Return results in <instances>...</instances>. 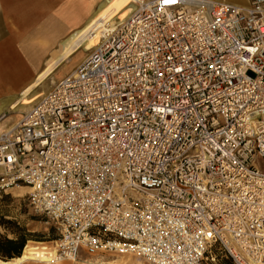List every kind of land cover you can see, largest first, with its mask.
I'll return each mask as SVG.
<instances>
[{"label": "built area", "instance_id": "2783aa9c", "mask_svg": "<svg viewBox=\"0 0 264 264\" xmlns=\"http://www.w3.org/2000/svg\"><path fill=\"white\" fill-rule=\"evenodd\" d=\"M135 11L0 134V192L57 261L264 264V0Z\"/></svg>", "mask_w": 264, "mask_h": 264}, {"label": "crops", "instance_id": "0c3cea01", "mask_svg": "<svg viewBox=\"0 0 264 264\" xmlns=\"http://www.w3.org/2000/svg\"><path fill=\"white\" fill-rule=\"evenodd\" d=\"M46 7L53 8L47 18ZM59 7L60 0H0V133L25 113L11 109L44 69V43H54L67 32L61 23L77 21L71 12L60 19ZM53 20L56 26L47 25Z\"/></svg>", "mask_w": 264, "mask_h": 264}, {"label": "bare ground", "instance_id": "6f19581e", "mask_svg": "<svg viewBox=\"0 0 264 264\" xmlns=\"http://www.w3.org/2000/svg\"><path fill=\"white\" fill-rule=\"evenodd\" d=\"M214 1L245 5L240 4L238 0ZM82 7L83 18H77L75 28L61 35L54 43H44L45 67L19 97L11 109L12 111L20 114L26 113L61 80L75 72L78 65L88 56V53L101 43L103 35L126 21L135 11L133 0H84ZM74 61L77 63L72 66ZM58 75H60L59 78H57ZM12 124H16V120L13 118ZM11 190L20 193L31 192V189L27 187H17ZM56 257L54 250H49L42 244L32 245L28 243L19 257L9 261L0 260V264H26L29 262L65 264V261H57ZM96 264H142V262L135 260V262L129 263L128 261L124 262L123 259H118L110 262L97 261Z\"/></svg>", "mask_w": 264, "mask_h": 264}, {"label": "rangeland", "instance_id": "374dc122", "mask_svg": "<svg viewBox=\"0 0 264 264\" xmlns=\"http://www.w3.org/2000/svg\"><path fill=\"white\" fill-rule=\"evenodd\" d=\"M46 4L47 1L45 0ZM240 4H246L244 0H238ZM84 0H60V19H62L65 13H75L77 18H83V6ZM56 8L55 10H57ZM46 18L49 13L52 12V7H46ZM56 15V14H55ZM58 18V17H57ZM51 23V22H50ZM55 24V25H54ZM57 21L53 20L51 24L56 26ZM76 23L72 25L61 23L62 28H66L67 31H71L75 28ZM90 53H88L89 55ZM77 61H74L72 66H75ZM70 66V65H69ZM70 68V67H69ZM72 68V67H71ZM69 70V69H68ZM58 75L57 78H59ZM62 81V80H61ZM21 119V118H20ZM19 119V120H20ZM16 120V123L19 121ZM13 125V124H12ZM28 193H20L18 191H12L11 189L6 192H0V235L9 240H15L20 236H25L28 243L42 244V246L54 250V242L58 240L59 235L55 227L48 223V219L37 215L33 212L28 204ZM41 246V245H37ZM24 247V248H25ZM24 250V249H23ZM118 259H123L124 262H135V260H141L142 264H149L148 262L139 259L132 255L111 254V253H98L92 257H82L76 262L65 261V264H96L97 261L110 262ZM6 261L5 259H0ZM26 264H41L38 262H29ZM226 264H231L227 262Z\"/></svg>", "mask_w": 264, "mask_h": 264}, {"label": "trees", "instance_id": "16d2710c", "mask_svg": "<svg viewBox=\"0 0 264 264\" xmlns=\"http://www.w3.org/2000/svg\"><path fill=\"white\" fill-rule=\"evenodd\" d=\"M27 239L25 236H20L15 240H9L0 235V259L6 261L19 257L26 245Z\"/></svg>", "mask_w": 264, "mask_h": 264}]
</instances>
